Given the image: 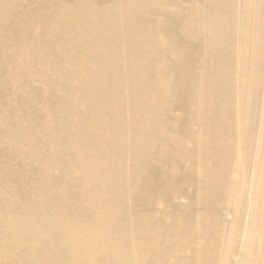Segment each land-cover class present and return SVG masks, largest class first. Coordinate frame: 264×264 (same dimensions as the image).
<instances>
[{"label":"bare ground","instance_id":"obj_1","mask_svg":"<svg viewBox=\"0 0 264 264\" xmlns=\"http://www.w3.org/2000/svg\"><path fill=\"white\" fill-rule=\"evenodd\" d=\"M0 264H264V0H0Z\"/></svg>","mask_w":264,"mask_h":264}]
</instances>
